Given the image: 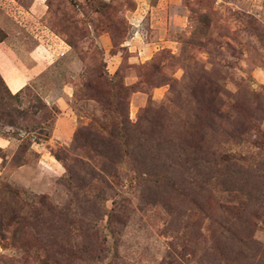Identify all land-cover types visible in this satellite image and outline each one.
Returning <instances> with one entry per match:
<instances>
[{
	"label": "rangeland",
	"instance_id": "obj_1",
	"mask_svg": "<svg viewBox=\"0 0 264 264\" xmlns=\"http://www.w3.org/2000/svg\"><path fill=\"white\" fill-rule=\"evenodd\" d=\"M39 2L0 264H264V0Z\"/></svg>",
	"mask_w": 264,
	"mask_h": 264
},
{
	"label": "crops",
	"instance_id": "obj_2",
	"mask_svg": "<svg viewBox=\"0 0 264 264\" xmlns=\"http://www.w3.org/2000/svg\"><path fill=\"white\" fill-rule=\"evenodd\" d=\"M39 3V0H31L25 8L24 5L14 0H0V30L4 33L3 39L0 40V75L8 90L13 94L25 87L27 77L35 74L37 70V65H32L25 67L24 73V63L19 57V51L21 49L23 51V47H20L22 42L16 37L15 29L20 23L21 16L19 15L24 13L30 15V11L41 10ZM24 53L27 60L32 62L33 49H25ZM5 143L7 142L0 138V148H4Z\"/></svg>",
	"mask_w": 264,
	"mask_h": 264
},
{
	"label": "trees",
	"instance_id": "obj_3",
	"mask_svg": "<svg viewBox=\"0 0 264 264\" xmlns=\"http://www.w3.org/2000/svg\"><path fill=\"white\" fill-rule=\"evenodd\" d=\"M0 82L3 83V85L5 84L4 80L2 79V77L0 76ZM5 87L7 88L6 84H5ZM8 90V88H7ZM9 91V90H8ZM22 91V89L20 91H18L17 93L13 94V95H18L20 92Z\"/></svg>",
	"mask_w": 264,
	"mask_h": 264
}]
</instances>
